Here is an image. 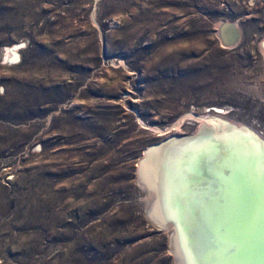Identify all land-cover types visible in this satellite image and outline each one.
Here are the masks:
<instances>
[{"label":"rangeland","instance_id":"obj_1","mask_svg":"<svg viewBox=\"0 0 264 264\" xmlns=\"http://www.w3.org/2000/svg\"><path fill=\"white\" fill-rule=\"evenodd\" d=\"M263 43L264 0H0V264H180L141 162L210 114L264 136Z\"/></svg>","mask_w":264,"mask_h":264},{"label":"bare ground","instance_id":"obj_2","mask_svg":"<svg viewBox=\"0 0 264 264\" xmlns=\"http://www.w3.org/2000/svg\"><path fill=\"white\" fill-rule=\"evenodd\" d=\"M17 47L3 56L15 59ZM200 123L197 134L147 150L140 179L150 215L170 223L180 264H264V136L216 114Z\"/></svg>","mask_w":264,"mask_h":264},{"label":"water","instance_id":"obj_3","mask_svg":"<svg viewBox=\"0 0 264 264\" xmlns=\"http://www.w3.org/2000/svg\"><path fill=\"white\" fill-rule=\"evenodd\" d=\"M225 29H226L227 33H229L230 35L224 39V44L227 45V46H233V45H235L236 42L238 41V36H239L237 29L234 27V25H227V26H225ZM173 135H176V136H186V135H181V134H173ZM174 138H177V137H174ZM166 140H169V139L167 137H165L162 141H166ZM162 141L156 143L155 146L156 145H160L162 143ZM145 188L149 192V190H148V188L146 186H145ZM155 223H157V222H155ZM164 227H170V223L167 222V224L164 225Z\"/></svg>","mask_w":264,"mask_h":264},{"label":"snow or ice","instance_id":"obj_4","mask_svg":"<svg viewBox=\"0 0 264 264\" xmlns=\"http://www.w3.org/2000/svg\"><path fill=\"white\" fill-rule=\"evenodd\" d=\"M262 144H264V142H261Z\"/></svg>","mask_w":264,"mask_h":264}]
</instances>
